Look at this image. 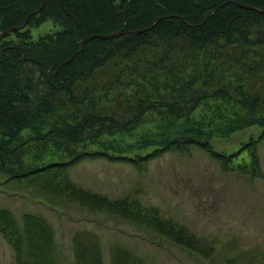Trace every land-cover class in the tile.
<instances>
[{
  "label": "trees",
  "instance_id": "trees-1",
  "mask_svg": "<svg viewBox=\"0 0 264 264\" xmlns=\"http://www.w3.org/2000/svg\"><path fill=\"white\" fill-rule=\"evenodd\" d=\"M41 1L0 0V30L30 15L24 28L0 35V191L38 198L61 214L65 205L128 221L211 257V245L156 208H143L134 193L110 199L68 171L96 158L140 170L166 152L195 147L225 173L259 175L264 12L241 5L264 10V0H45L34 14ZM48 21L33 39L31 29ZM113 32L123 34L92 39L74 55L80 40ZM107 70L106 85L88 84ZM253 127L260 131L231 154L212 147L213 139ZM0 235L13 264H57L46 219L25 213L18 221L0 209ZM72 242L77 264H102L96 234L76 232ZM111 257L141 264L123 247Z\"/></svg>",
  "mask_w": 264,
  "mask_h": 264
},
{
  "label": "rangeland",
  "instance_id": "rangeland-1",
  "mask_svg": "<svg viewBox=\"0 0 264 264\" xmlns=\"http://www.w3.org/2000/svg\"><path fill=\"white\" fill-rule=\"evenodd\" d=\"M48 23L31 29L33 39L46 31ZM109 79L107 70L94 75L88 84L104 86ZM259 131L253 127L228 139H213L211 144L215 150L231 154L249 133ZM257 155L260 174L254 177L223 172L214 159L195 147L186 154L166 152L140 170L128 163L96 158L83 160L68 171L78 185L110 199L134 193L143 208H156L161 217L211 245L209 258L146 227L65 205L66 212L61 214L38 198L0 191V209L12 211L18 221L25 213L46 219L54 231L57 264H77L72 236L85 230L98 237L102 264H114L111 252L116 247L127 249L141 264H264L263 143L258 144ZM13 260L10 246L0 235V264H13Z\"/></svg>",
  "mask_w": 264,
  "mask_h": 264
},
{
  "label": "water",
  "instance_id": "water-1",
  "mask_svg": "<svg viewBox=\"0 0 264 264\" xmlns=\"http://www.w3.org/2000/svg\"><path fill=\"white\" fill-rule=\"evenodd\" d=\"M122 1H123V0H122ZM61 2H62V0H61ZM44 3H45V0H42V1H41V4H40V6H39V8H38L37 10H35L33 13H34V14H37V13L39 12V10L41 9V7L44 5ZM241 6H242V7L249 8V9H252V10H255V11H257L258 13H262V12H264V10H261V9L255 8V7H251V6L248 7V6H243V5H241ZM120 7H121V4H119L118 9H120ZM29 17H30V15H28V16L26 17L24 23L21 24L20 26H14V27H11V28H9L8 30H6V31H4V32H0V34H2V35H6V34H8V33L11 32V31H14V30H20V29L24 28L25 25L27 24V21H28ZM182 19L184 20L183 17H182ZM158 20H159V18H156V19L152 22L151 26L154 25V23L157 22ZM140 31H141V30H134L133 32H135V33H139ZM129 32H130V31H126V32H124V33H129ZM121 34H123V33H121V32L114 33V32H113V33H108V34H92V35H90V36H88V37H86V38H84V39H82V40L79 41V47H78V49L76 50V52L74 53V55L77 54V53H79V52L83 49L84 45H85L87 42H89L90 40H92V39H95V38H98V39H112V38H117V37H119ZM74 55H73L71 58L65 60L62 64H60V65L57 67V69H56V71H55L54 74L57 75L58 71L60 70V68H61V66H62L63 64H67V63L71 62V60L73 59ZM47 71H48V69H47Z\"/></svg>",
  "mask_w": 264,
  "mask_h": 264
},
{
  "label": "flooded vegetation",
  "instance_id": "flooded-vegetation-1",
  "mask_svg": "<svg viewBox=\"0 0 264 264\" xmlns=\"http://www.w3.org/2000/svg\"><path fill=\"white\" fill-rule=\"evenodd\" d=\"M2 36H4V35H2ZM18 47V46H17Z\"/></svg>",
  "mask_w": 264,
  "mask_h": 264
}]
</instances>
